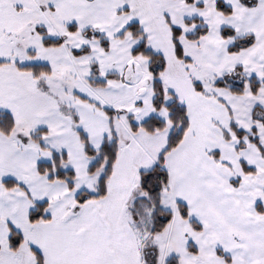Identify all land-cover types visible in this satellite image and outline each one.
Returning a JSON list of instances; mask_svg holds the SVG:
<instances>
[{
    "label": "rangeland",
    "instance_id": "obj_1",
    "mask_svg": "<svg viewBox=\"0 0 264 264\" xmlns=\"http://www.w3.org/2000/svg\"><path fill=\"white\" fill-rule=\"evenodd\" d=\"M136 1L0 0V7L3 6L4 9V13H0V61L6 62L3 68V82L16 81L20 91L17 95L16 92L0 90V113L7 112L12 115L15 130L9 138L16 140L18 134L30 136L38 129L49 128L56 123V119H61L60 129L65 130V136L60 137L53 132L43 134L41 143L48 146L51 153L52 151H63L67 152L70 157L68 162L62 165V169L71 168L76 174L74 189L72 191L67 190L66 195L63 197V201L69 206L76 204L74 197L80 191L86 190L95 193L97 191V181L103 173V169L98 170L94 175L87 173V167L93 159L85 155L78 134L72 127L86 134L90 146L95 150L100 148L104 136L111 138L114 133L117 138L123 140L130 134L126 114L115 115L110 118L90 102L102 108L122 109L133 116L136 124H141L151 116L165 120L167 128L161 136L164 139L170 135L173 129L165 118L168 115L166 107H162L156 113L152 106L153 91L152 76L148 71L149 61L142 56L133 57L131 55L132 49L139 44L140 39L131 38L129 34L125 35L124 39L118 37L126 26L136 22L137 10L131 8L132 10L128 12L126 8L134 7ZM152 1L155 8H152L153 12L146 13L144 23L150 38H154V42L160 48L156 47L151 41H148L149 47L160 53L168 64L167 71L162 74V79L160 78L166 92L165 104L170 102L171 97L168 93L171 92L179 94L182 98V104L193 102V99H187V93L182 91V85L173 83L170 77L169 73L177 66L186 74L189 80L200 84L204 93L224 99L227 105L236 112L237 123H235L239 128L246 132L256 128L255 123L250 118V110L255 102L259 107L255 110L254 117L256 119L264 117V85L258 97L255 98L250 94L249 72L242 69H239V74L232 73L233 71L225 75L214 72V69L206 64L202 50L209 40L212 41L217 37L222 41L218 32L224 25L228 26L230 23H236L243 28L255 29L257 22H264V2L257 9L249 11L247 14L249 17L244 20L243 18L237 19V17L218 14L214 9L213 0H203L205 6L203 10L186 4L184 0ZM245 2L251 8L257 0H245ZM179 4L183 6H179ZM213 11L219 16L215 17ZM173 13H179L180 17L174 18ZM165 15H170L172 23L181 28L184 33L194 32L197 26L183 24L184 21L182 23L181 15L198 18L208 28L209 40L192 43L184 37L180 39L184 55L191 59L190 63L175 58L170 28L164 20ZM71 24L77 26V32L71 33L68 31V26ZM35 26L43 27L46 36L50 39L64 38L63 44L59 47H44L42 37L34 30ZM87 28L96 29L106 37L109 42L107 52L100 47L95 38H87L82 35V32ZM255 36L259 44L262 38L257 33ZM85 46L90 48L91 52L89 54L75 57L71 53L72 49H80ZM233 59V57L228 56L226 61ZM33 64L49 66L50 74H41L38 77L23 72L16 74L14 68H17V65ZM129 64L133 65V79L130 83H125L123 75ZM93 67L96 68L94 72ZM253 68L252 74L258 80H264V68ZM109 75H115L119 79L112 81L108 79ZM225 77L228 80L233 79L235 83H244L247 94L236 96L228 90L215 89L213 83L217 80H223ZM91 79L103 80L107 83V86H92L89 83ZM192 93L195 95L194 98L202 97L193 89ZM37 95H40L39 98H42V100L35 97ZM77 95L86 98L90 102L83 101ZM21 98H26V100L24 101ZM140 102L142 106L138 108L136 104ZM45 103L50 106L55 104L56 112L51 109L52 107L48 109ZM237 105L236 111L235 106L237 107ZM75 118L78 123L74 126ZM249 119L252 124L248 123ZM261 127L256 134L264 149V127ZM218 133H222L221 129ZM159 137L158 140L161 141ZM19 143L29 145L32 142L28 144ZM224 143L225 141L220 135L219 137L214 136L211 139L210 148L203 145V157L197 155L191 163L185 162L188 166L180 163H170L168 165L173 178L172 188L162 191L160 206L173 214V220L170 226L160 233L151 235L153 215L148 195L146 192L141 191L138 185H134L136 187V191L132 195L134 200L131 201L127 210H129L130 223L136 230L139 239L143 261L148 262L147 245L153 253L152 258H156L155 264H165L173 255L177 257L179 264H261L254 261L250 255L255 244L253 238L246 237L244 234L241 237V235L233 232L224 233L223 230L226 228L224 227L215 231L214 238L206 240L204 234L194 231L190 224L181 218L177 208L176 200L186 205L191 219H202L201 216H206V213L203 214L197 208L196 197L200 193L204 194L203 191H205L213 204L216 205L217 201L221 200L224 205L223 208H229L235 212L237 207L233 205L232 199L237 196V193L229 183L232 179L241 180V188L253 201V209L256 203H260L264 207L262 191L264 190V158L260 157L256 146L253 144H248L241 156V154L234 155L233 147H230V145H228V149H231V152H228L223 146ZM202 144L206 143L203 142ZM251 149L255 150V159L250 153ZM208 151L211 153L220 152L222 160H214L210 153L207 155ZM244 160L248 166L257 170L255 175H244L240 165V161ZM221 161L226 163V166H221ZM0 176L5 179L11 178L23 182L34 198L42 195V198H39L43 201L49 196L47 190H41L37 182L28 175L19 173L7 175L0 169ZM208 180H211V186L208 184ZM54 209L51 207L47 210V213L54 216L56 214ZM211 213H214V211ZM19 220L20 218H18ZM263 223L264 220H262L261 225ZM14 224L18 226L16 221ZM25 235L28 236L26 233ZM240 240L243 243H239ZM187 241H191L198 246L200 250L198 256L187 252ZM261 242H263V239L262 241L259 240L258 245L257 241L258 247L261 246ZM214 245L226 255H229L232 262L226 263L222 258L216 256L212 248ZM152 258L150 259L152 260ZM152 262L154 261L152 260Z\"/></svg>",
    "mask_w": 264,
    "mask_h": 264
},
{
    "label": "crops",
    "instance_id": "obj_2",
    "mask_svg": "<svg viewBox=\"0 0 264 264\" xmlns=\"http://www.w3.org/2000/svg\"><path fill=\"white\" fill-rule=\"evenodd\" d=\"M213 1L215 9V2L217 0ZM222 1L231 5L230 7L232 9V14L227 17H237V19L243 18L244 20H247V18L249 17L247 16L249 11L257 9L259 5L264 2V0H257L256 4L253 7L249 8L250 6L242 3L241 0ZM153 3L154 2L152 0H137L134 3V7L130 6L126 8L128 9V12L132 10L131 8L137 10L135 21L143 29L147 41L153 42L156 47L160 48L159 46H157L156 42H154V38H150V34L149 32H147L148 30L146 29L147 27L144 23L146 13L153 12L152 8H155ZM198 4H201L202 7H198ZM188 5L194 6L201 10H203L205 7L203 0H194V4ZM179 6L183 5L179 4ZM1 12L4 13L3 6L0 7V13ZM216 12L213 11V15L215 17H218V14L221 15V13L217 12V14ZM167 16L172 22V18L170 17V15ZM172 16L174 18H179L180 14L173 13ZM181 16L182 23L186 19H192L186 15ZM1 21L3 22V19ZM223 27L233 29L236 32L237 37L253 35L255 38V43L251 47L244 49L238 53L230 54L228 53L227 49L232 44L233 39H223L220 36L219 31L218 34L222 41L217 37L210 41L208 39V28L207 33L197 41L188 40L186 38V34H188V32L184 33L183 31L180 39L184 37L192 43H197L201 40L208 39L209 41L202 52L206 64L214 69V72L223 73V75H225L228 72L233 71L235 68H240L243 71L249 72V77L255 76L254 74H252L253 67L264 68V22H257L255 24V29L243 28L238 26V24L236 23H230L228 24V26L224 25ZM223 27H221L219 30H221ZM256 33L262 38V40L259 41V44L255 36ZM228 56L230 58L233 57L234 59L231 61H226ZM4 67L5 65H0V90H9L10 92H16L17 95H19V86L16 81L11 80L8 83L3 82ZM14 69L16 70V74L20 72L27 73L19 70L18 68ZM167 69L168 64L166 63L165 70L160 75L161 79L162 74H164ZM169 74L173 83L182 85V91L187 93V99H193V102H191V104H182V98L179 96V94L172 92L178 102L186 108L189 128L185 132L183 139L179 143V145L167 155L164 165V168L169 175V183L167 189L172 188L173 182V178L170 174L171 172H169L168 165H170V163H180L181 165H184L186 164L185 162L191 163L192 161H194V157L197 155L203 157V145H207L208 148H210L212 137H219L220 135L225 141V143L223 144L225 149L228 152H231V149H228V145H230V147H233L234 155L241 154L242 156V153L244 154V150L247 148L248 144H250L247 143L245 148H243L239 153H236L235 145L237 140L234 134L232 132H229V140L224 139L223 132L229 131L231 120L237 123L236 112H234V109L227 105L224 99L219 97L217 98L215 95L212 96L206 93L202 94L195 91L193 82L189 80L186 74H184V72H182L177 66ZM263 85L264 84L261 85L256 95H253L251 93L250 94L257 98ZM192 89L197 94L202 95V97L194 98L195 95H193ZM215 89L226 90L225 88ZM179 92L182 93L181 91ZM244 94H247L246 89L244 91ZM39 96L40 95H37L35 97L39 98ZM54 98L57 99L56 96H54ZM21 99H23L24 101L26 100V98ZM39 99L42 100V98ZM220 100H222V102ZM42 104H44V102H42ZM140 104V106H137L138 108L142 106L141 102ZM238 105L237 107L235 106L236 111ZM45 106L48 109L52 107L51 109L55 111V104L54 106L53 104L50 106L45 103ZM256 107L259 106L254 102L251 106L250 118L256 125L255 130L257 133L258 130L262 128L261 126L264 127V117L253 119V113ZM159 111L160 110L155 112L158 113ZM168 116L169 113L167 116H165V118L171 124ZM251 120L249 119V124H252ZM55 122V124L51 125L49 128H46L48 130L46 134H51L53 132L57 134V136H65V130L60 129L61 119L58 118L55 120ZM165 124V129L162 132L149 134L141 130L133 133L130 130V134L126 139L122 140L118 138L117 159L113 166L111 176L107 182L106 196L100 200L85 202L82 206L79 207L78 211L76 212H74L76 204L73 206H69L66 202L63 201V197L66 195V191L68 190L66 183L61 181L50 182L48 181L47 177L41 176L37 172V164L39 162H49L51 160V149L44 144L43 146L45 148H41L36 143L21 145L16 139H10L9 137H5L2 133H0L1 171H3L7 175L19 173L21 175L30 176L37 182L41 190L45 189L49 193L48 198L43 200L49 203L47 210L53 207L56 211V214L54 216H51L49 213H47L50 216L49 221L29 223V211L33 207L34 203L43 202L41 200L42 195L39 196L41 198H34L31 192L28 191V188L23 184V182L19 181L16 182L23 186V189L20 187L6 189L3 186L2 181L7 179L0 176V264H35L33 254L31 252V247L38 249L42 253L44 264H145V261H143L142 258L143 252L140 247L136 230L130 223L128 215L129 210H127V207L129 206L131 201L134 200L132 197L133 193H135L136 191V187H134V185H138L139 187L138 173L140 171H149L150 169H152L155 166L160 153L166 147L168 137L165 139L161 137L163 132L167 128L166 121ZM75 125L76 124H74V126ZM72 129L75 130L76 128L72 127ZM219 129H221V134L218 133ZM158 136H160L159 138L161 139V141L158 140ZM203 142H205L206 144H202ZM208 153L211 152L208 151L207 155ZM250 153L255 159V150L251 149ZM66 154L68 155L67 152ZM218 154L219 159L222 160L221 153L218 152ZM259 155L260 157H262L260 152ZM69 158L70 157L68 155V159ZM244 162L246 163L245 160ZM220 164L221 166H226V163H224L223 161H221ZM256 173L257 170L255 169V173L244 175H255ZM232 180H230L229 182L231 186ZM208 184L211 186V180H208ZM232 187L237 193V196L233 197L234 200L232 199L233 205L237 207V210L235 212L230 210L229 208H223L222 206L224 205L221 200L217 201L216 205L213 204L207 193L201 190L204 194L200 193L196 197V206L203 212V214L206 213V216H201L202 219L198 220L191 219L188 211L189 220L195 221L202 227L201 231H196L193 228L192 229L198 233L204 234L206 240H208L209 238H214L215 231L223 229L224 227H226L225 230H223L224 233L233 232L234 234L241 235V237L243 234L246 237L250 236L254 239L255 242L250 252L251 258L256 262L264 264V223L261 225L262 220H264V207L261 205L263 207L262 214L258 213L255 207L253 209V201L250 197H248L244 189L241 188L240 179H238V186ZM262 191L264 196V190ZM177 202L178 200H176V203ZM212 211H214V213H211ZM18 218H20L19 221ZM172 220L173 214L171 221L168 223L166 228L170 226ZM15 221L18 223V226L14 224ZM184 221L189 223L188 220ZM9 225L12 226L16 231L20 232L23 236V243L16 251H12L9 249ZM25 233L28 236H26ZM262 239L263 242H261V246L258 247L257 241L259 245V240L262 241ZM187 242L186 250L188 245ZM239 243L243 242H241L240 240ZM196 248L198 251V256L200 254V250L198 246H196ZM212 248L214 249L215 253V249L218 247L214 245L212 246Z\"/></svg>",
    "mask_w": 264,
    "mask_h": 264
},
{
    "label": "trees",
    "instance_id": "obj_3",
    "mask_svg": "<svg viewBox=\"0 0 264 264\" xmlns=\"http://www.w3.org/2000/svg\"><path fill=\"white\" fill-rule=\"evenodd\" d=\"M187 4H194V0H184ZM242 3L247 4L245 0H241ZM198 7H202L201 4L197 5ZM215 9L217 12L221 13L224 16H230L232 14V9L230 6L225 4L222 0H217L215 2ZM166 23L168 24L171 37L172 44L174 47V53L178 60L184 62H191V60L184 55L183 48L180 44V37L182 35L181 28L172 24L170 18L165 15ZM184 24L191 26L196 25L197 28L194 32L186 34V38L190 41H197L202 36L207 33V27L202 24V21L197 18L186 19L184 20ZM34 30L42 37V44L44 47H59L63 44L64 38L58 39H50L46 36V31L41 26H36ZM77 26L75 24H71L68 26V31L71 33L77 32ZM129 34L131 38L140 39L139 44L132 49L131 55L133 57L142 56L143 58L149 61L148 63V71L152 76V91H153V99L152 106L158 111L162 107H166L168 110L169 116L168 119L173 125V129L168 136L167 144L165 149L160 153L155 166L149 171H140L138 173L139 176V188L141 191L146 192L149 198V204L152 209L153 215V228L151 229V234H157L165 230L168 223L171 221L172 213L170 211L164 210L161 208V193L163 190L168 188L169 183V175L166 169L164 168L165 161L167 155L175 149L179 143L182 141L185 132L189 128V121L187 118V112L185 106L180 104L174 94L168 93L171 97L170 102L165 104V90L160 80L161 73L165 70L166 63L160 53L155 52L153 49L149 47L147 38L141 26L137 22H132L128 26L125 27L123 32L119 34L120 39H124ZM82 35L87 38H95L100 47L104 51L109 50V42L106 37L93 28H87L82 32ZM220 36L223 39L232 38L233 42L228 47L227 51L230 54L238 53L244 49L251 47L255 43V38L253 35H245L242 37H237L236 32L228 27H223L220 30ZM91 52L90 48L85 46L80 49H72L71 53L75 57H82ZM6 62L0 61V65H5ZM18 69L27 73H30L33 77H38L41 74H50V68L47 65H17ZM93 72L95 71V67H93ZM240 68H235L232 73H240ZM264 73V71H263ZM230 76V75H229ZM108 79L110 80H118L119 77L115 75H109ZM89 83L92 86L97 87H106L107 83L103 80H89ZM249 89L251 94L256 95L261 87L264 84V80H258L256 76H251L248 79ZM193 87L195 91L204 94L203 88L197 82L193 81ZM213 87L215 88H225L230 93L235 95H243L245 91L244 83H235L232 80H228L227 77L223 80H217L214 82ZM78 96V95H77ZM83 101H88L86 98L78 96ZM222 102V100H220ZM90 102V101H88ZM93 106H95L98 110L103 111L108 117L112 118L115 115L126 114V119L128 121V125L130 130L133 133L138 131H144L149 134H155L158 132H162L165 129V121L161 120L156 116H151L146 119L141 124H136L134 122V118L132 115L127 114L122 109H107L102 108L99 105L90 102ZM136 106H140V103H137ZM256 107L254 110H256ZM255 112V111H254ZM253 119L254 117L253 113ZM264 122V119H263ZM74 124L78 123V120L74 119ZM15 130V122L11 114L7 112L0 113V133H2L5 137H10ZM80 142L83 145L84 153L87 157L92 158L93 161L90 163L87 169V173L89 175H94L98 170L103 169L102 175L99 177L97 181V191L95 193L88 192L86 190L80 191L76 197V206L74 208V212L78 211L79 207L82 206L85 202L100 200L106 196L107 193V182L111 176L113 166L117 159L118 154V138L115 134H112V137L108 136L104 137V141L99 149H93L90 144L88 137L82 131L75 129ZM48 130L46 128L38 129L35 133L30 136H21L17 135V140L23 144H28L30 142L38 144L41 148H45L41 143V136L46 134ZM229 132H232L237 140L235 145L236 153H239L243 148L246 147L247 143L253 144L256 146L262 157L264 158V149L260 143V139L256 134L255 128H252L250 132H246L243 129L239 128L238 125L231 120L229 125V131L223 132V137L225 140H229ZM210 156L213 157L214 160H219L218 152L210 153ZM68 155L66 152L52 151V157L49 162H39L37 164V172L41 176L47 177L48 181H61L65 182L69 191L74 189V180L76 178V174L73 169H62V165L68 162ZM240 165L244 174H253L255 173V169L253 167L247 166L244 161H240ZM3 186L6 189H12L15 187H20L23 189V186L18 184L15 180L7 179L2 181ZM232 186H238V180L231 181ZM49 203L47 201H43L40 203H34L33 207L29 211L28 221L29 223H37L40 221H49L50 216L47 214V208ZM177 208L179 214L182 219L188 220L191 227L196 231H201L202 227L193 220H189L188 209L186 205L180 201L177 202ZM255 209L258 213H263V209L260 203L255 204ZM9 228V236H8V245L9 249L12 251H16L19 249L20 245L23 243V236L20 232L16 231L12 226H8ZM148 248V262L145 264H153L155 263V257L152 258V251ZM187 251L190 254L197 255L198 251L194 244L188 242ZM31 252L33 254L35 264H44V259L42 253L31 247ZM215 254L219 258H222L226 263H231V258L229 255H226L221 249L216 248ZM154 262H152V260ZM165 264H179L178 259L175 255L171 256Z\"/></svg>",
    "mask_w": 264,
    "mask_h": 264
},
{
    "label": "water",
    "instance_id": "obj_4",
    "mask_svg": "<svg viewBox=\"0 0 264 264\" xmlns=\"http://www.w3.org/2000/svg\"><path fill=\"white\" fill-rule=\"evenodd\" d=\"M133 72H134L133 65L132 64L127 65L125 72H124V75H123V81L125 83H130L132 81Z\"/></svg>",
    "mask_w": 264,
    "mask_h": 264
}]
</instances>
